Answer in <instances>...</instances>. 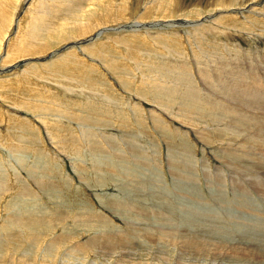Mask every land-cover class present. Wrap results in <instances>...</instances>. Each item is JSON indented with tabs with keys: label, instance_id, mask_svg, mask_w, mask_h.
Returning a JSON list of instances; mask_svg holds the SVG:
<instances>
[{
	"label": "rangeland",
	"instance_id": "374dc122",
	"mask_svg": "<svg viewBox=\"0 0 264 264\" xmlns=\"http://www.w3.org/2000/svg\"><path fill=\"white\" fill-rule=\"evenodd\" d=\"M41 1L0 0V264H264L202 219L264 223V0Z\"/></svg>",
	"mask_w": 264,
	"mask_h": 264
},
{
	"label": "bare ground",
	"instance_id": "6f19581e",
	"mask_svg": "<svg viewBox=\"0 0 264 264\" xmlns=\"http://www.w3.org/2000/svg\"><path fill=\"white\" fill-rule=\"evenodd\" d=\"M169 1V0H168ZM59 2V3H58ZM91 2V1H90ZM154 2V1H153ZM157 2V1H156ZM159 2H160V0H159ZM166 2V1H165ZM165 2H164V4H165ZM152 3V2H151ZM171 3V2H170ZM46 4H48L45 0H42L41 1V7H39V6H37L36 7V9H37V11H36V9L34 10V11H36V13H38V16L40 15V19H45L46 17H49L50 15L49 14H51L50 12H49V9L50 8H54V7H56V8H58V7H60V6H62L63 7V4H62V1H60V0H55V2H54V4L53 5H46ZM92 4V3H91ZM155 5V4H154ZM153 5V6H154ZM160 5V4H159ZM170 5V4H169ZM163 6H165V5H163ZM61 7V8H62ZM164 8V7H163ZM59 9V8H58ZM166 9H167V7H166ZM166 9H164V10H166ZM167 11V10H166ZM55 12V11H54ZM147 12V11H146ZM145 12V13H146ZM48 15V16H43V15ZM90 13H88V15H89ZM93 14V13H92ZM91 15V14H90ZM89 15V16H90ZM94 15V14H93ZM147 16H148V14H147ZM37 17V16H36ZM58 17V16H57ZM87 17V16H86ZM56 19V18H55ZM74 19V18H73ZM82 19V18H81ZM89 19V18H88ZM147 19V18H146ZM33 20V19H32ZM47 20H48V18H47ZM76 20V19H75ZM42 21V20H41ZM44 22V21H43ZM216 22H218V21H216ZM40 22L38 21H36L35 19H34V22L32 21V23H30L29 25H28V31H27V34H25V36H23L22 38H26V37H32V40H34V38H36L37 36L39 37L40 36V31L42 30V27L40 26ZM88 24V23H87ZM216 24V23H215ZM74 28H75V26H74ZM217 28V27H216ZM75 29H78V28H75ZM219 29V28H218ZM217 29V30H218ZM26 30H27V28H26ZM70 30V29H69ZM80 31H83V30H81V29H79ZM213 30V29H212ZM196 31H199L198 29H196L195 30V32ZM51 32V31H50ZM73 32V31H72ZM215 32H217V31H215ZM221 32V31H220ZM220 32H218V33H220ZM223 32V31H222ZM26 33V32H25ZM48 33V32H47ZM217 34V33H216ZM52 36V35H51ZM225 36H227V35H225ZM72 37V36H71ZM42 38H43V36H42ZM23 39V40H24ZM39 39V38H38ZM44 39V38H43ZM26 40V39H25ZM127 40H128V38H127ZM205 40V39H204ZM36 41V40H35ZM42 41H44V40H42ZM126 41V40H125ZM145 41V40H144ZM25 43H26V41H25ZM38 43V42H37ZM40 43H41V41H40ZM46 43V42H45ZM44 43V44H45ZM126 43H127V41H126ZM147 43H149V42H147ZM151 43H154V42H151ZM156 43V42H155ZM159 43V42H158ZM171 43V42H170ZM170 43H169V45H170ZM35 45H36V43H34ZM105 44V43H104ZM174 44H176V43H174ZM39 45V44H38ZM126 45H128L127 47H131V46H133L134 44H130V43H127ZM28 47H29V44L27 45ZM125 46V45H124ZM136 46V45H135ZM134 46V47H135ZM164 46V45H163ZM221 46V45H220ZM35 47V46H34ZM43 47V46H42ZM42 47H41V50H42ZM144 47V46H143ZM166 47V46H165ZM141 48V47H140ZM162 48V47H161ZM98 49V51H99V48H97ZM164 49V48H163ZM31 50V49H30ZM90 50V49H89ZM147 50V49H146ZM165 50H167L166 48H165ZM205 50V49H204ZM91 51V50H90ZM133 51V50H132ZM102 52V51H101ZM129 52V54H130V52H131V50H129L128 51ZM142 52H144V51H142ZM32 53V52H31ZM132 53V52H131ZM97 54H99V52L97 53ZM133 54V53H132ZM91 55H93V53L91 54ZM102 55H104V56H102ZM131 55V54H130ZM67 57H69V55L67 56ZM98 57H101V58H104L105 57V53L104 52H102L101 53V55H98ZM138 57V56H137ZM75 58V57H74ZM107 58H109V57H107L106 56V58H105V60H106V62H107V60H109V59H107ZM65 60H67V58L65 59ZM72 61V60H71ZM114 62V65H115V60L113 61ZM111 64V63H110ZM109 64V65H110ZM117 67V66H116ZM134 68V67H133ZM115 72H118V67H117V69H116V71ZM85 76V75H84ZM121 78V77H120ZM88 80V79H87ZM78 81V80H77ZM76 81V82H77ZM123 82V81H122ZM159 85V84H158ZM159 87H161V86H159ZM252 93V92H251ZM161 102V101H160ZM179 189V188H178ZM166 190V189H165ZM192 195V194H191ZM190 195V196H191ZM194 196V195H193ZM222 197V196H221ZM220 197V198H221ZM244 198V197H243ZM165 199V198H164ZM176 199V198H175ZM222 199V198H221ZM224 199V198H223ZM195 200V199H194ZM199 199H197V201H198ZM227 200V199H226ZM182 201V200H181ZM222 201V200H221ZM191 202V201H190ZM194 202V201H193ZM227 203H226V205L227 206H225V208H224V210H221L222 212L219 214H215L214 212V214H213V217H211L210 215L212 214H210L209 216L211 217V218H207V217H204V218H202L203 219V221H205L206 222V224H207V222L209 223V221L210 220H212L213 222H215V223H219V221L223 218H227L228 220H230V217L231 216H242L243 217V215H238V212H242V209L243 210H246V208H247V206H249V210L250 211H252V212H254L255 214H252V217L250 216V219L251 220H246V221H253L254 223H255V225H256V227H255V225H252V226H254V228H253V230L254 229H258V231H260V229H262L263 231H264V223H263V225L262 226H259L257 223H258V220H259V215L256 213L257 212V208L255 207V206H253L250 202H247V201H242V200H239V201H235V203L236 204H234V202H229L228 200L226 201ZM171 201L170 202H168L166 205H165V207L167 208V210L169 211L168 213L169 214H173V213H171L170 212V210L173 212V205H171ZM184 204H185V202H183ZM199 203V202H198ZM173 204V203H172ZM182 204V203H181ZM193 204H195V202L193 203ZM222 204V203H221ZM221 204H219V206H221ZM175 205V204H174ZM186 205V204H185ZM197 205V204H196ZM218 205V204H217ZM216 205V206H217ZM182 206V205H181ZM191 206V205H190ZM197 206H199V204L197 205ZM175 207V206H174ZM221 207H223V206H221ZM242 207V208H241ZM186 208H188V206L186 207ZM195 208V207H194ZM199 208V207H198ZM210 208H212V207H210ZM175 209H176V207H175ZM184 209H185V207H184ZM212 209H214V208H212ZM177 210V209H176ZM183 210V209H182ZM186 211H187V209H186ZM209 211V210H208ZM218 212V211H217ZM175 214H176V212H174ZM187 215H189L192 219H194V218H196V217H199V216H202V215H204V214H197V212H189ZM173 216V215H172ZM205 216V215H204ZM187 217V216H186ZM237 217V218H238ZM236 218V219H237ZM184 219V218H183ZM222 219V220H223ZM226 219V220H227ZM239 219V218H238ZM185 220H186V218H185ZM184 220V221H185ZM189 221H190V219H189ZM231 221V220H230ZM229 221V222H230ZM232 221H233V219H232ZM235 221V220H234ZM182 222H183V220H182ZM202 222V221H201ZM232 223V222H231ZM230 223V224H231ZM205 224V223H204ZM210 224V223H209ZM233 224V223H232ZM192 225L195 227L197 224L196 223H192ZM203 225V224H202ZM227 225V224H226ZM230 226V225H229ZM241 226V225H240ZM257 226H259V227H257ZM190 227V226H189ZM196 227H198V225L196 226ZM200 227V226H199ZM215 227V226H214ZM221 227H223V226H221ZM234 226L233 225H231L229 228H228V230L224 233V234H220V232H218V230H217V228L215 229V228H213V226H211V227H209L208 225H205L204 227H203V229L201 230V234H197V237L195 238V241H199L200 239H201V242H202V239H203V242H204V240L206 241V243H207V241H210V240H213V238L215 237H217L218 239L219 238H221L220 240H221V243L222 242H224L223 241V238H225L224 237V235H228V236H230V235H234V234H239V235H242V236H244V235H248V237L250 236L248 233H242V232H240L239 230H236L235 231V229L233 228ZM247 227H249V225H248V223H246V225H245V227H244V229H246ZM187 228V227H186ZM201 228V227H200ZM237 228V227H236ZM242 228V227H241ZM187 229H189V228H187ZM190 230V229H189ZM242 230V229H241ZM261 234V233H260ZM238 235V236H239ZM253 236H256V235H253ZM223 237V238H222ZM231 237V236H230ZM244 238V237H243ZM193 239V238H192ZM246 239H247V237H246ZM189 240V239H188ZM198 241L196 242V243H198ZM215 241V240H214ZM219 241V240H218ZM200 242V241H199ZM212 242V241H211ZM220 242V241H219ZM240 242V241H239ZM254 242V241H253ZM258 243V242H257ZM194 244V243H193ZM213 244H216V242L215 243H213ZM212 244V245H213ZM244 244V243H243ZM262 244V243H261ZM264 244V243H263ZM194 245H198V244H194ZM202 245H203V243H202ZM207 245H209V244H206V246H205V242H204V246L206 247V248H210V246L211 245H209L208 247H207ZM233 245V244H232ZM235 245V244H234ZM238 245V244H237ZM199 246V245H198ZM204 246H202V247H204ZM257 246V245H256ZM256 246H255V248H256ZM195 247H197V246H195ZM204 247V248H205ZM213 247V246H212ZM239 248V247H238ZM242 248V247H241ZM196 249V248H195ZM256 250H257V248H256ZM247 251V250H246ZM252 251H255V250H252ZM200 253V252H199ZM249 255V254H248Z\"/></svg>",
	"mask_w": 264,
	"mask_h": 264
}]
</instances>
